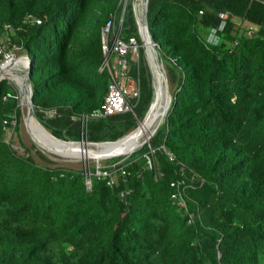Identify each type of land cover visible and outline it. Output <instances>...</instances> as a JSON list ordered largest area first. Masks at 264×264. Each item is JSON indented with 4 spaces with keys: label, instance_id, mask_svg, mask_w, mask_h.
<instances>
[{
    "label": "trees",
    "instance_id": "trees-1",
    "mask_svg": "<svg viewBox=\"0 0 264 264\" xmlns=\"http://www.w3.org/2000/svg\"><path fill=\"white\" fill-rule=\"evenodd\" d=\"M124 4L0 0V45L29 55L35 113L56 137L115 141L145 119L153 80L133 0L121 37L140 45L131 73L140 75L141 97L133 112L91 116L109 88L99 71L102 27L111 14L120 22ZM220 13L225 27L210 42ZM148 22L175 90L150 141L112 158L128 170L115 173L114 186L93 176L88 190L85 168L58 164L35 144L43 162L15 149L4 121L15 118L20 132V97L1 81L0 264H264V0H149ZM80 115L90 116L85 135ZM152 148L157 178L145 157ZM178 178L187 211L171 197Z\"/></svg>",
    "mask_w": 264,
    "mask_h": 264
},
{
    "label": "built area",
    "instance_id": "built-area-1",
    "mask_svg": "<svg viewBox=\"0 0 264 264\" xmlns=\"http://www.w3.org/2000/svg\"><path fill=\"white\" fill-rule=\"evenodd\" d=\"M202 12L203 11H201V13ZM27 17L29 19L35 20L31 15H28ZM220 17L223 21L219 28L212 29L208 37L210 42H218V30H222L225 27L228 14L220 13ZM37 21L40 22V20ZM122 23V18L120 19V22L117 23V16L115 14H111L102 27L101 46L103 60L99 67V71L108 72L109 88L101 108L94 111L91 115L92 117H104L131 111L133 112L135 106L134 100L138 101L141 97V78L139 73L136 75L131 73L132 65H130L129 59V56H131L133 60H137V58H139L140 45L136 37H130L129 39H124L121 37ZM7 29L11 30V25H7ZM252 32L253 27H250L249 34H252ZM7 40L9 41L10 38L7 37ZM6 47V43H4V45H0V55H4V61L12 57L10 54H8L9 52L7 51ZM133 55L136 56V58H133ZM0 64H3V61ZM55 114L56 111L54 109L46 111V115L50 117L55 116ZM89 118V115H80L78 117V119L81 121L83 135H85L87 132ZM16 121L17 120L15 118L11 120V122L10 120L6 119L4 121L7 125L6 131H8L9 127H14ZM9 123H11L12 126L8 125ZM165 151L167 152L170 160L174 161L176 159L172 152L168 151L166 148ZM150 152V154H145L147 159L146 162L149 168L156 170L157 178L159 175V170L157 160L153 155L155 149L152 148ZM119 164L120 163H113L110 164L109 167H97L95 172H93L90 167H86L84 174L87 189H92L93 176H97L98 178H107V183L110 186H114L116 182L115 173L120 172L122 176H126L128 174L127 165ZM185 183V179L183 178L172 180L171 186L174 188V192L172 193L171 197L174 204L187 211L188 206L185 196ZM121 195H124V193L122 192ZM190 221H192V218H190Z\"/></svg>",
    "mask_w": 264,
    "mask_h": 264
},
{
    "label": "bare ground",
    "instance_id": "bare-ground-1",
    "mask_svg": "<svg viewBox=\"0 0 264 264\" xmlns=\"http://www.w3.org/2000/svg\"><path fill=\"white\" fill-rule=\"evenodd\" d=\"M143 31H144V28H143ZM146 45H148L151 48L148 42L146 43ZM147 53H148V49H147ZM152 53H153V61L156 66L158 77H159L160 90H159L157 98L155 97L156 101L154 100L155 103H153V106L150 112L145 117V119L142 121L143 123H140L133 132H131L130 134H128L127 136H125L124 138L120 139L119 141L115 143L91 144V143H86V141L76 142V143H73V142L64 143L60 140L55 139L51 135V132L47 130L38 121L37 116H30V117L27 116V124H28L30 134L35 139V141L38 143V145H40L41 147L47 150L52 148V149L57 150L58 152L63 151L59 153L64 154V157L66 158L82 159V160L95 159L97 161H100L109 156L111 157V156L119 155V154L123 155V154L134 153L135 150L138 149L140 137L144 135L148 130L155 127L163 119V117L165 116V112L169 106V102H170L169 100L167 104L163 103L164 75L162 73V69L155 62V52L153 49H152ZM149 62L152 67L150 58H149ZM11 68H12L11 65H9L5 70H2L3 76H6L4 73L13 75L14 77H11L13 83L20 88L21 92H24V88L20 87L17 84V82L15 81V77L21 78V81L24 82L25 84V80H24L25 74L23 76H19V74L16 75L13 72L11 73V70H12ZM154 84H155V76H154ZM25 98L26 96L24 93L23 100H25Z\"/></svg>",
    "mask_w": 264,
    "mask_h": 264
},
{
    "label": "rangeland",
    "instance_id": "rangeland-1",
    "mask_svg": "<svg viewBox=\"0 0 264 264\" xmlns=\"http://www.w3.org/2000/svg\"><path fill=\"white\" fill-rule=\"evenodd\" d=\"M125 1L127 3L128 0H125ZM235 21L238 24L240 23V19H235ZM243 25L246 27V24H243ZM140 38H141V36H140ZM141 41L143 42L142 39H141ZM142 45L143 44L141 43V46ZM7 46H8V44H7ZM146 47L148 49V55H149V58L151 60L153 73H154V76H155V88H156L155 97L157 98L159 90H160L159 77H158L156 66H155L154 61H153L152 49L148 45H146ZM142 49H144L143 46H142ZM8 52H9L8 54H10V56H12V57L10 58V60H9V62L7 64L3 65L2 70H5L9 65H11V67H12L11 68L12 69L11 73L13 72L16 75L19 74V76H23L25 74V71H26V68H27V60H26V58L22 57L21 55H23L25 53L23 52V50H20L18 48H12ZM143 55H145L144 57L146 58V61L148 62L149 58L147 59L145 51H143ZM129 59H130V65H132L134 60L131 58V56H129ZM4 62L5 61H3V63ZM149 63L150 62H148V64ZM164 63L167 64L168 61L167 60H163V64ZM165 64H164V69H165V76H166V79H167V86H166V80H165V77H164V93H163L164 99H163V103L167 104L168 101L170 100V94L171 95L174 94L175 85L173 84V82L169 78V75H168L167 69L165 67ZM1 65L2 64H0V68H1ZM149 67H150V70H151L150 64H149ZM4 74L7 77L10 78L9 81L14 86V88L17 90V92L19 94V97H20V102H21L23 100V97H24V92H21L20 88L13 83V81L11 79V77H14L13 75L6 74V73H4ZM151 74H152V71H151ZM15 81L17 82V84L20 87H22V88L25 87V84H24V82L21 81V78L15 77ZM167 87H168V89H167ZM156 98H155V101H156ZM21 109H22V117L19 120L20 132L17 134L14 131L13 127H9V129H8V131L6 133V139L8 141L11 140V142L13 143V147L15 149H17L20 153H22V154L27 153L25 151V149H24L26 147V148H28V152L31 153V155L33 156V158L36 161L43 162L41 157L37 154L36 149L34 148V146H32L33 144H35L36 148H39L45 155H47L50 159L55 160L58 164H63V165H67V166H70V167H80V168H83V169L86 168V167H89V166H94V165L96 167H102V166H107V165L113 164V163H111L112 158L102 159L100 161H97L95 159L82 160V159L66 158V157H64V154H60L63 151H61V152L59 151L60 152L59 153L55 149L50 148V149L47 150V149L41 147L40 145H38V143L35 142V139L30 134V131H29V128H28V124H27V116H28L27 115L28 114L27 106L26 105H24V106L21 105ZM142 121L143 120H140L139 124L143 123ZM154 128L155 127L151 128L144 135H142L140 137L138 149H140L143 146L142 144H143V142L145 140H148L150 138V136L153 133ZM138 149H136L135 151H137ZM131 154H123V155H120V156H123L124 158H126V157L130 156ZM115 163H118V162H115Z\"/></svg>",
    "mask_w": 264,
    "mask_h": 264
},
{
    "label": "water",
    "instance_id": "water-1",
    "mask_svg": "<svg viewBox=\"0 0 264 264\" xmlns=\"http://www.w3.org/2000/svg\"><path fill=\"white\" fill-rule=\"evenodd\" d=\"M148 3H149V0H133V11H134V14H135V17H136V21H137V25H138V29H139V34L141 36V39L143 40L142 42V46L144 48V51H145V54H146V57L147 59L149 58L148 57V53H147V49H146V43L148 42L149 45L151 46V48L154 50L155 52V62L156 64L162 69V73L165 77V80H166V86H167V79H166V76H165V69H164V64H163V58H162V54H161V50L159 48V46L157 45V43L154 41L152 35H151V32H150V29H149V22H148ZM125 6H126V1H125V4H124V7L122 9V14H121V18L124 19V15H125ZM143 28H144V31H143ZM22 57L26 58L27 60V69L25 71V77H24V80H25V87H24V93H25V100H22L20 102V105L24 106L26 105L27 108H28V116H36V113H35V106H34V103H33V88H32V84H31V80H30V66H31V60H30V57L28 54H23L21 55ZM20 57V56H19ZM10 59L6 60L2 65H1V68H0V83L3 79H10L9 77H6V76H3L2 74V67L4 64H7L9 62ZM149 62V60H148ZM150 64V63H149ZM151 66V64H150ZM164 69V70H163ZM151 71H152V80H153V98H152V101H151V104L149 106V109L147 110L144 118L148 115V113L150 112L152 106H153V103H154V100H155V92H156V88H155V84H154V73H153V70H152V67H151ZM168 89V87H167ZM172 98H173V95L170 94V102H169V106L165 112V116L169 110V107L171 105V102H172ZM165 116L164 118L155 126L154 130H153V133L152 135L150 136V138L148 140H145L143 142L142 145H144L145 143H148L150 141V139L156 134V132L158 131V129L161 127V125L163 124L164 122V119H165ZM39 121V120H38ZM140 119H138V123H139ZM40 122V121H39ZM41 123V122H40ZM42 124V123H41ZM43 125V124H42ZM44 126V125H43ZM45 127V126H44ZM135 130V129H134ZM134 130H132L131 132H133ZM130 132V133H131ZM128 133V134H130ZM128 134L120 137L119 139L115 140V141H100V142H96V141H88L87 139H81L79 141H74V140H64V139H61V138H58L56 137L55 135H53L51 133V135L57 139V140H60L64 143H69V142H73V143H76V142H84L86 141V143H91V144H100V143H115L117 141H119L120 139L124 138L125 136H127ZM36 142V141H35ZM37 143V142H36ZM122 154H119V155H114V156H109L107 158H113V157H117V156H120ZM107 158H104V159H107Z\"/></svg>",
    "mask_w": 264,
    "mask_h": 264
}]
</instances>
